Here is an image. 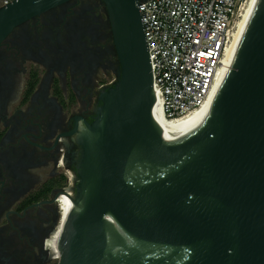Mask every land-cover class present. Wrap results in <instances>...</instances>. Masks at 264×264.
Returning a JSON list of instances; mask_svg holds the SVG:
<instances>
[{
    "label": "water",
    "instance_id": "95a60500",
    "mask_svg": "<svg viewBox=\"0 0 264 264\" xmlns=\"http://www.w3.org/2000/svg\"><path fill=\"white\" fill-rule=\"evenodd\" d=\"M66 1H13L0 10V41ZM102 1L119 70L78 132L57 264H264V0L208 111L175 132L152 117L142 0Z\"/></svg>",
    "mask_w": 264,
    "mask_h": 264
},
{
    "label": "flooded vegetation",
    "instance_id": "af4514ba",
    "mask_svg": "<svg viewBox=\"0 0 264 264\" xmlns=\"http://www.w3.org/2000/svg\"><path fill=\"white\" fill-rule=\"evenodd\" d=\"M118 70L102 0H68L0 41V264L58 263V198L75 192L78 132Z\"/></svg>",
    "mask_w": 264,
    "mask_h": 264
},
{
    "label": "built area",
    "instance_id": "2783aa9c",
    "mask_svg": "<svg viewBox=\"0 0 264 264\" xmlns=\"http://www.w3.org/2000/svg\"><path fill=\"white\" fill-rule=\"evenodd\" d=\"M13 1L16 0L5 3ZM249 2L140 1L153 91L161 100L166 120L178 121L188 116L214 94L226 51Z\"/></svg>",
    "mask_w": 264,
    "mask_h": 264
},
{
    "label": "bare ground",
    "instance_id": "6f19581e",
    "mask_svg": "<svg viewBox=\"0 0 264 264\" xmlns=\"http://www.w3.org/2000/svg\"><path fill=\"white\" fill-rule=\"evenodd\" d=\"M255 0H250L249 5L243 15V18L241 19V21L238 24V28L236 30V32L234 33V37L231 39L230 45L226 51L224 60H223V69L219 74V79H218V83H217V87L223 77V75L226 72V69L230 63V60L232 58V55L239 43V40L241 38V35L243 33V30L245 28V25L248 21V18L251 14V11L253 9ZM216 87V90H217ZM215 90V92H216ZM214 94L211 96V98L209 99V101L202 106L201 108H199L198 110L192 112L191 114H189L188 116L178 120V121H168L164 118L163 113H162V105H161V100L160 98H158V96L155 95L156 100H155V104L153 106L152 109V117L153 120L155 121V123L157 124V126L159 127V129L161 131H165V132H175V131H179L182 129H185L187 127H189L191 124H193L195 121H197L203 114H205L208 109L211 106L212 100L214 98ZM62 200H61V205H60V221H59V234H58V247H59V252H60V245H59V241L61 238V234H62V225L64 223V220L66 219L67 215L69 214V212H71L72 210H74V204L71 200L70 197L67 196H61Z\"/></svg>",
    "mask_w": 264,
    "mask_h": 264
}]
</instances>
